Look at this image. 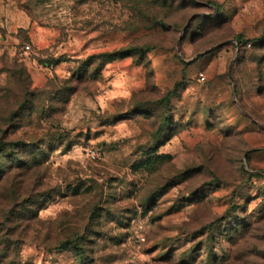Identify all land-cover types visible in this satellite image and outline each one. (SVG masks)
Instances as JSON below:
<instances>
[{"label":"rangeland","instance_id":"1","mask_svg":"<svg viewBox=\"0 0 264 264\" xmlns=\"http://www.w3.org/2000/svg\"><path fill=\"white\" fill-rule=\"evenodd\" d=\"M0 128V264H264V0H0Z\"/></svg>","mask_w":264,"mask_h":264},{"label":"trees","instance_id":"2","mask_svg":"<svg viewBox=\"0 0 264 264\" xmlns=\"http://www.w3.org/2000/svg\"><path fill=\"white\" fill-rule=\"evenodd\" d=\"M238 41L239 38H238ZM148 50L147 47H134L131 48L129 50H124L121 51L120 53L114 55L116 56L115 58H125L127 56H129V53H136V54H143L144 52H146ZM171 93H167L163 98H161L159 100V103L162 107H165L166 104L169 102V99L171 97ZM24 109V103H20L18 110L17 111H13L9 118L7 120L11 121L12 118H18L20 116H22V110ZM7 120H4L7 121ZM168 118L165 117L163 119V125H165L168 122ZM8 122V121H7ZM6 136H7V129H2L0 128V152L4 151L7 149L8 143L6 141ZM11 146L17 147L19 150H21L20 154L14 152L16 159L14 166H17L18 168H22V169H30L31 166L38 164L40 162V158L42 157V155H44V150L43 149H39L41 147H37L38 148V152L36 153V150L33 149L31 146L25 144V143H13L11 144ZM42 195L38 194V193H34L32 191H30V193L27 195V197L25 198L24 202H26V204L28 205V207L25 209L26 211H28L29 209V205H34L37 202V197L40 198ZM23 209H21V212ZM18 214V211H13L11 212L12 216H15ZM27 214V213H26ZM207 227H209L208 229L210 230H214L211 229L212 225H207ZM83 238V236L81 235H75L73 237H69L66 240H63L61 242H59L57 244V246L55 248L59 249V250H67L68 247H73L74 250H79L80 249V245H79V241H81Z\"/></svg>","mask_w":264,"mask_h":264},{"label":"built area","instance_id":"3","mask_svg":"<svg viewBox=\"0 0 264 264\" xmlns=\"http://www.w3.org/2000/svg\"><path fill=\"white\" fill-rule=\"evenodd\" d=\"M25 48L27 49V48H28V46H26ZM199 77H200V79H202V80L204 79V77H203V75H202V74H199Z\"/></svg>","mask_w":264,"mask_h":264}]
</instances>
